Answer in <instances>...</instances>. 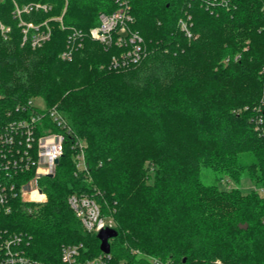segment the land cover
<instances>
[{"label": "trees", "instance_id": "trees-1", "mask_svg": "<svg viewBox=\"0 0 264 264\" xmlns=\"http://www.w3.org/2000/svg\"><path fill=\"white\" fill-rule=\"evenodd\" d=\"M32 3L50 9L23 12L19 19L16 6ZM129 3L132 28L144 38L147 57L128 69H110L119 51L105 50L87 35L74 61L63 64V82L56 87L49 67L68 32L87 34L101 13L114 12L118 4L68 0L63 13L64 0L0 1V22L10 29L5 40L0 30V112L43 97L46 107H57L73 134L86 141L88 167L87 172L78 171L77 150L68 136L55 176L40 181L47 202L31 204L28 213L14 201L11 213L0 212V234L26 235L27 255L47 263H59L68 244L83 243L89 256L99 255L97 235L84 232L68 205V197L77 193L94 197L102 214L116 220L118 236L110 241L115 264H151L148 257L173 264H264L260 200L216 185L228 176L235 182L252 177L264 186V125L260 135L251 120L223 110L230 99L218 100V90L226 93L235 84L257 81L247 67L254 41L264 38V0H227V6L211 7L206 0ZM186 12L199 36L191 41L178 26ZM21 20L36 25L47 21L49 40L34 50V31L28 30L24 42ZM227 47L240 51L239 60L230 64L231 73L216 64L218 50ZM34 57L30 70L21 68ZM42 62L45 70L38 65ZM84 69L76 87V75ZM42 77L43 89L35 83ZM199 88L209 94L200 96ZM253 90L260 95L258 84ZM203 169L210 171L213 184L204 182ZM151 171L155 180L147 184Z\"/></svg>", "mask_w": 264, "mask_h": 264}, {"label": "built area", "instance_id": "built-area-1", "mask_svg": "<svg viewBox=\"0 0 264 264\" xmlns=\"http://www.w3.org/2000/svg\"><path fill=\"white\" fill-rule=\"evenodd\" d=\"M65 1V0H64ZM117 9L110 13H101L98 24L91 28L88 36L100 43L105 50L112 48L119 52L111 59L109 68L113 70L128 69L140 64L148 55L144 38L132 26L135 22L131 13L129 0H115ZM211 6H227V0H206ZM50 7L43 4H29L22 9L16 6V16L21 19L23 12L33 10L48 11ZM62 18L58 20L61 22ZM24 24V23H23ZM191 14L186 12L178 21L180 31L187 39L195 40L192 32ZM26 26V25H25ZM41 26L45 30L40 31ZM41 26L27 25L24 30L25 40L28 30L42 36L32 40L37 47L49 40L51 30L44 22ZM0 30L7 34L10 29L0 23ZM42 32V33H41ZM85 33L71 29L68 35V46L63 53L64 60H72L75 52L82 46ZM1 97V96H0ZM264 125V118L260 119ZM264 132V129H263ZM68 136L73 137V149L77 150L75 161L79 172H87L85 158L87 143L78 139L66 119L57 107H41L33 100L19 105L15 110L0 112V212H12L14 201L30 213L31 204H43L46 193L40 186L44 178L54 177L57 166L64 155ZM68 205L73 211L85 233L97 235L105 228L115 229L110 216L102 214L101 206L94 197L84 194H71ZM29 239L24 234H0V264H56L36 260L26 253ZM138 253V252H137ZM151 264H173L159 258L149 257ZM57 264H115L111 252H101L89 256L83 243L64 245L61 249L60 262Z\"/></svg>", "mask_w": 264, "mask_h": 264}, {"label": "rangeland", "instance_id": "rangeland-1", "mask_svg": "<svg viewBox=\"0 0 264 264\" xmlns=\"http://www.w3.org/2000/svg\"><path fill=\"white\" fill-rule=\"evenodd\" d=\"M0 1H2V0H0ZM67 5H68V0H65L63 13L65 12ZM153 14H155V13H153ZM25 25L26 26L27 25L41 26V25H36L34 23H25L21 20L20 26H25ZM23 33H24V31H23ZM39 33L36 34V32L34 31L33 35L31 36V46H32V40L33 39H35L36 37L42 36ZM1 34L5 40L7 38V34H3L2 32H1ZM87 34H85L84 38H86ZM68 35H69V32L67 34L66 44L63 46L62 51H60L57 54L55 64L53 63V65H52V63H51V67H49V70L52 73V76L50 78H51V80L55 81L56 87L60 86V84H62V82H63V78L59 77V73L62 71L63 64L67 63V62H73L74 61L73 59L72 60H64L63 59V53L68 46V44H67L68 43ZM27 38H28V36H27ZM26 40H25V36H24L23 41L25 42ZM46 41H48V40H46ZM245 42H246V46H248V44H250L249 39H246ZM44 43H42L40 46H37V47L32 46V47L35 50L36 48L42 47V45ZM95 43L98 44V42H96V41H95ZM254 43L256 45V49H255L253 61L251 63V66H249L247 68H249V72L250 73L252 72L253 76L257 79V81L256 80H253V81L248 80V81L243 82V83L235 84L232 91H228L226 93L223 91H222L223 92L222 93L218 90V100H220L219 102H224L225 100L230 99L229 103L224 102L225 104H227V106L225 108H223V110H232L233 116L240 115L242 117V119L247 118L249 121L251 120L255 124V131L260 133L262 131L260 129L261 128L260 127V119L262 118V112L264 109V38L263 39L260 38L258 40L256 39L254 41ZM84 45H85V41L83 40L82 46L77 51L83 50ZM98 45H100V44H98ZM246 49H248V47H245V50ZM36 52H38V51H36ZM42 53H45V52H42ZM239 53H240V51H238L237 48H234V47H230V48L227 47L224 50H220V51L218 50V56L216 57V60H218V63L216 61V64H218V69L225 70L226 73H231L232 71H234V64L233 65H230V64L237 62L239 60V58H240ZM34 54H36V53H34ZM34 59H36V57L32 58L29 63L27 61L24 64H22L21 68L30 70L31 67L34 65V63H33ZM43 62L38 64V65L40 68H43L45 70L46 65L44 64L45 62L44 63ZM52 66H53V68H52ZM85 74H86L85 69L81 70L77 73V75H76L77 78L74 80L76 82L75 83L76 87L84 79ZM39 79L40 80H37L39 82H35V83H37V84L39 83L40 85H42V89H43L45 87L46 79L43 77L39 78ZM257 84L260 87V95L255 96L256 94H255L253 89H254V85H257ZM199 90H201V91H199ZM199 90L198 91L200 93V96H202V97L207 96L209 94V92L208 93L203 92L202 91L203 88H199ZM52 95H54V94H52ZM54 97H55V95H54ZM33 101L35 104H37L41 107H46V104H45V101L43 100V97L34 96ZM236 102L238 103L237 106H236ZM52 104H56L55 101H53ZM249 105H252L253 109L250 110L248 107ZM228 108H230V109H228ZM262 134H263V132L260 133V135H262ZM132 159L135 162L137 160V155L132 157ZM245 161H249V159H245ZM146 163L144 165V174H145V170L147 168ZM202 173H203L202 174L203 180L205 183L213 184L215 182L213 176L210 174V171L203 169ZM154 180H155V172L151 171L147 176V184H152L154 182ZM216 185L218 186L219 190H221V191L229 192V191L239 190L240 195H242V196H245V197L246 196H252V195L257 196L258 199L260 200V204L258 207L264 211V186L257 183V181L255 179H253L252 177H246L244 179L242 178L241 180H238L235 182V180H231L230 177L223 176L221 178V180L216 183ZM45 202H47V199ZM132 204L136 208L138 207V203L136 201H133ZM110 217L113 221V224L115 226H117L116 220H114V218L112 216H110ZM144 254L149 255L146 253H144ZM120 264H126V262H121ZM218 264H221V262L218 261Z\"/></svg>", "mask_w": 264, "mask_h": 264}, {"label": "water", "instance_id": "water-1", "mask_svg": "<svg viewBox=\"0 0 264 264\" xmlns=\"http://www.w3.org/2000/svg\"><path fill=\"white\" fill-rule=\"evenodd\" d=\"M262 116L264 118V109L262 112ZM117 236H118V231L116 229L105 228V229L101 230L97 234V238L100 241V251L105 253V254H109L111 252L110 241L112 239L117 238Z\"/></svg>", "mask_w": 264, "mask_h": 264}]
</instances>
